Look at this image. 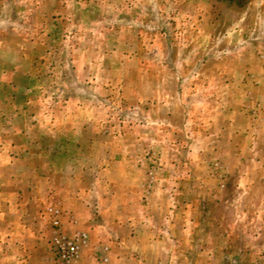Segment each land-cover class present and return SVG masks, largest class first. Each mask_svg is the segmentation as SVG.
Instances as JSON below:
<instances>
[{
    "label": "rangeland",
    "instance_id": "rangeland-1",
    "mask_svg": "<svg viewBox=\"0 0 264 264\" xmlns=\"http://www.w3.org/2000/svg\"><path fill=\"white\" fill-rule=\"evenodd\" d=\"M49 206L78 264H264V0H0V264Z\"/></svg>",
    "mask_w": 264,
    "mask_h": 264
},
{
    "label": "built area",
    "instance_id": "built-area-1",
    "mask_svg": "<svg viewBox=\"0 0 264 264\" xmlns=\"http://www.w3.org/2000/svg\"><path fill=\"white\" fill-rule=\"evenodd\" d=\"M46 211L51 221L50 242L56 264H78L88 241V233L85 230L67 232L60 219L58 207L49 206Z\"/></svg>",
    "mask_w": 264,
    "mask_h": 264
},
{
    "label": "crops",
    "instance_id": "crops-1",
    "mask_svg": "<svg viewBox=\"0 0 264 264\" xmlns=\"http://www.w3.org/2000/svg\"><path fill=\"white\" fill-rule=\"evenodd\" d=\"M86 249H87V248H86ZM86 249H83V251H82V255H81V259H82V257H83V253L85 252ZM81 259H80V260H81ZM79 262H80V261H79Z\"/></svg>",
    "mask_w": 264,
    "mask_h": 264
}]
</instances>
